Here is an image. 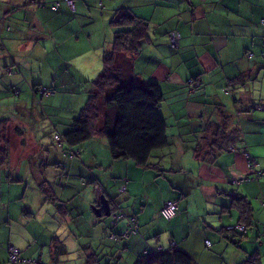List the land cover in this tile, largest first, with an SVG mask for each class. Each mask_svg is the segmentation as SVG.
Returning <instances> with one entry per match:
<instances>
[{"label":"crops","instance_id":"1","mask_svg":"<svg viewBox=\"0 0 264 264\" xmlns=\"http://www.w3.org/2000/svg\"><path fill=\"white\" fill-rule=\"evenodd\" d=\"M39 1L41 3L38 5L29 2L27 6L30 12V17L28 16L30 27L27 26L29 29L44 30L42 23L52 20L60 21L59 24L66 30H73L76 16L63 8L62 17L58 19L55 16L58 11L50 10L51 5L59 0ZM95 1L75 0L77 12L80 13L75 24L86 46V52L80 57V61L89 75L95 72L100 53L95 44L96 40H101V33L97 28L99 20L96 19L100 12L99 8L93 10L91 15L94 26L88 24L86 18ZM108 1L110 0H101L102 8ZM10 2L11 0H0L3 24L7 22ZM142 5L150 15L149 19H145L150 23V35L154 44L147 45L139 59H133L134 84L156 82L161 87L164 100L160 114L167 126L169 145L153 154L149 162L153 173H148L151 168L144 170V173H139L141 168L137 170V176L148 177L151 180L148 182L151 187L145 191L130 189L129 193L133 195L136 193L135 204L120 205L123 211L134 213L138 234L121 249L116 250L115 242L107 238L105 233L97 231V221L107 223L109 228L115 227L118 233L126 230L124 220L114 225L112 216L105 217L102 213L98 217L93 208L98 206L101 195H104L112 205L107 193L109 183L113 181V177L125 178L130 168L135 167L128 162H113L107 149L101 150L103 142L97 145L93 140L66 149L59 148L55 153L45 155L42 159L38 157L35 167H32V161H29L33 157L30 158V155H17L13 163L24 161L25 165L32 169L31 178L33 179L35 175L37 182L34 183L41 196L53 194L55 185H61V182L63 194L68 185L72 184V177L74 183L80 179L82 188L95 184L91 186L96 196H80V209L77 207L68 209L67 204L63 202L59 205L65 210L67 208L65 220L70 228L75 226L81 229L84 225L90 227L86 238L91 247L86 245L84 249L91 252L79 257L84 263L90 264L94 259H98L101 264L113 263L115 257L112 255L115 254L117 256L113 264H124L123 259L127 257L134 258L135 262L146 252L180 249L192 256L196 264H248L251 258H255V264H264V207L261 205L264 198V177L260 181L253 180V170L249 169L243 154L245 148L251 151L252 157L257 161L256 170L264 171V67H261L264 64V0H122L115 9L111 22L114 18L117 19L115 14L121 9L129 10L133 14L132 8H135V17H141ZM112 27L110 41L121 26L114 23ZM27 30L20 33L28 38L31 34ZM171 31H178L181 35L180 48L173 55L168 50L166 38ZM48 34H54L52 28L47 30ZM159 34H162L161 37H158ZM0 35L5 38V46L9 53L20 48L11 43L13 39L19 40L16 34L10 35L9 38L3 32ZM42 39L43 36L37 37V40ZM101 48L102 44L99 43V49ZM109 49L108 46L104 48L102 55ZM33 51L31 50L30 54ZM250 53L251 59L248 57ZM147 54L153 55L147 57ZM159 55L166 58V61ZM22 58L21 55H16L12 63L19 67ZM143 61H153L156 64L147 79H143L140 73ZM53 65L55 67L51 81L42 80L40 83L42 93H45L46 89L49 94L51 89H48L59 84L73 83L74 90L76 82L77 85L88 82L86 76L80 75L75 78L77 75L73 73L70 63ZM103 68L102 63L101 69L92 80H96ZM19 74L21 73H17V76ZM197 76L201 77L200 86L194 92L187 90L185 80ZM18 82L19 80H15L13 84L17 85ZM168 88L171 93L169 97L166 96ZM50 98L52 96L47 100ZM51 104V108L42 109L43 121L46 114L50 122L51 117L64 114V111H58L53 107L55 105L52 101ZM252 106H255L254 109ZM25 109L29 110L28 103ZM5 115H9V112ZM252 116L254 123L251 122ZM34 117L37 118L38 115ZM173 118L177 120L174 125ZM9 119L13 121L14 118ZM34 120L40 122L31 119ZM259 122L260 125L257 127ZM17 126L22 127L18 124ZM70 129L71 125L68 130ZM35 139H38L37 135L33 136L34 141ZM23 147L25 146H19V150ZM43 149L45 151V147ZM68 152L73 153V156L70 164H65L67 167L74 165L78 171L75 174L71 170L66 174L59 173V170L66 168L62 166V162L66 160L63 156ZM34 154L38 155L35 148ZM75 156L79 159L76 160ZM47 163L50 166H45ZM9 166H13L10 160L5 163L4 172L0 168V205L5 192L4 183L8 181L10 184L7 197L5 196L10 205L15 201L12 196V182L21 184L23 181L17 168L14 167L15 171H12ZM97 168L99 170H95ZM174 190L178 192L174 194ZM171 198H176L178 202L179 215L171 221H165L160 216L161 209ZM39 206L40 204L29 205L26 208L33 212ZM20 210L25 220L34 216L28 210L22 208ZM117 210L112 207V213ZM9 215L10 212L7 213V216ZM89 217L90 221L87 220ZM5 222H8V218ZM237 225L244 226L246 232L224 231L227 226ZM64 228L65 224L62 223L59 232ZM35 231L37 230H30V234ZM65 233L66 230H63L60 237L56 236V240H51L50 243L55 244L57 254L60 251L65 252L59 258H64L68 254L67 247L77 244L74 237L69 238L67 241L69 245L66 246L65 241L61 239ZM101 236L107 238L108 249L94 247L96 238Z\"/></svg>","mask_w":264,"mask_h":264},{"label":"rangeland","instance_id":"2","mask_svg":"<svg viewBox=\"0 0 264 264\" xmlns=\"http://www.w3.org/2000/svg\"><path fill=\"white\" fill-rule=\"evenodd\" d=\"M121 1L122 0H110L105 4V7L102 8V10L100 11L101 13L98 12V17H96V19L99 20L97 28L101 33V40H96L95 44L100 53L98 62L96 64V70L93 74L90 75L89 72L85 71L80 61V57H82V55H84L86 52V46L84 45L81 33L77 30V26L75 24L79 17L78 12L75 13L76 19L73 25V30L61 36L57 35L60 21L54 22L52 20H46L42 23L45 28L44 30L29 29L26 26L27 22H24L25 19L23 18V14L21 13V11L16 13L17 16L22 17V22L17 21V23L23 24L25 25V27L22 26L21 28H18V31H15L14 34H16V36L18 37V41L16 39L11 40V43H15L16 47L20 48L15 52L7 54L6 56L7 58H9V60H11L12 57L15 58L16 55H21L23 58L19 61L20 68L17 65L15 66L13 70L14 74H7L5 72L4 65L9 64V60H7V62L2 65L0 63V90L2 87H4L7 91H10L9 87L7 86L8 83L11 86L15 82V80H19L20 83L22 80V83L19 84L18 87V89H20L21 91V96L20 98L17 97V95H11L9 97V103L6 104H13L11 108H6V112H9L10 114L8 115V118H14L12 121L13 125H21L22 128L26 131V135H24L23 137V145L25 147L21 148L20 150L18 144L19 138L12 136V151L10 161L12 162L13 166H9V168H11L12 171H15L14 167H16L18 173L20 174L19 176L23 179V181L21 184H19L18 182H12V184L19 185L11 187L12 196L16 200L10 205H8V200L6 199L10 184L8 182L4 183L5 192L0 205V243L2 245V249H0L1 264H87L79 259V257L84 253L91 252L89 249H84V246L86 245H89L91 247L89 240L86 238V232L81 231L78 227L75 226L70 228L65 220V218L67 217V208L65 210L62 206L59 205L65 201V204H67L66 207H68V209H70L71 207H77V209H80V196H96L93 192L92 186L90 185L88 188H82L80 179H78L77 182L74 183V178L72 177V184L68 185L63 194L61 193L63 182H61V185H55V191L53 194L41 196L35 185V183L37 182L35 175L34 177L32 176L34 181L31 178L32 169H29L28 166L25 165L24 161L13 163V160L17 155H30L31 158L34 153V148L36 149V152H38V157L42 159V157L45 155H51L52 153H55L59 149L60 145H65L64 143H61L63 140L61 134L62 132L68 130L70 128V125L72 127L73 120L80 115V110L85 107V105L89 101L91 94L93 93L95 81L92 79L101 69L102 50L104 48H107L109 44V38H111V32L113 29L112 25L114 24L111 22V20L115 9L119 7ZM65 2H67L69 6L75 5L73 0H66ZM65 2L61 1V6L55 15L58 19H61L62 17L63 8L68 11V5ZM75 7L78 11V7ZM177 10L181 11L183 9ZM11 22H14L13 19H10V23ZM15 28L16 27L12 25V31L11 33H8L9 35H7L8 38L13 33ZM49 28H52L55 33L53 35V38L52 35H47V30ZM25 30H27L31 34L30 37L27 38L25 34L22 35L20 33V31ZM0 33H2V31ZM41 36H43V39L37 40V37ZM55 36L57 38V41H55ZM3 42L5 43L4 40ZM99 43L102 44L101 49H99ZM174 49L176 48L174 47ZM31 50H34L32 54H30ZM150 55L153 54H147L146 56L150 57ZM159 57L163 61H166V58H164L163 56L159 55ZM53 63H55L56 65H59L61 63H70V67L72 68L73 73L77 75L75 76V78H78L80 75L86 76L88 82L80 83L78 85L76 82L74 90H68V88L71 86V83L69 85H55L49 94L48 91L45 93L39 91L37 93L38 96L36 97V93H33V85L41 83L42 80L51 81L52 71L55 67ZM142 64L143 68L140 73L143 79H147L149 72L155 68L156 64L153 61H143ZM261 67H264V64H262ZM19 72L21 74L17 76V73ZM185 82L187 84L186 89L191 90L192 92H194L199 87L196 86L195 83H191L192 80L190 81L186 79ZM169 90L170 88L166 89L167 97L171 96ZM53 94L55 95L53 96ZM49 96H52V98L47 100ZM51 101L55 105L53 107L58 111H64V114L51 117L52 122H50V119L46 114L44 115L45 119L43 121L41 117V113H43L42 109L45 107L51 108ZM27 103L29 110L25 109ZM164 103H166V101ZM13 105L15 106L13 107ZM5 107H7V105L5 106L3 104H0V112H2ZM36 110H39L38 113L35 112ZM163 113H165V111H163ZM171 114L172 116H174V113L172 111ZM34 115H38V117L35 118ZM31 119H37L40 120V122L37 123L35 120L33 122H30ZM176 121V118H173V125ZM34 135H37V138L39 140L38 142H40L39 145L38 143H36V141L33 140ZM100 138L101 137H97L95 139L92 138L87 142L95 140L96 144L99 145V142H101ZM43 147H45V151ZM18 151L19 153L17 154ZM65 154L66 155H64L63 157L66 160L62 162V166L64 165L66 166V168L59 170V173L64 172L66 174L67 172H69V170H71L73 174L77 173L78 171L76 170V167L74 165L73 167H67L66 165L70 164L72 155L70 154V152ZM75 159L77 160L79 158L75 156ZM4 166L5 165H2L0 163L2 172H4ZM45 166L48 167L50 165L47 163L45 164ZM95 170H99V168ZM86 171L88 170L86 169ZM58 178L60 179L61 176ZM13 192L15 194H13ZM127 202L133 204L132 198H129ZM39 204L40 206L33 212L29 211V209L26 208L29 205ZM21 208L24 210H28L34 216H30L29 219L25 220V216L20 210ZM88 210H90V206H88ZM8 212H10L9 216H7ZM6 218H8V222H5ZM104 220L107 221V218H105ZM62 223L65 224V228L62 229V231L66 230V233L62 236L61 239L64 240L66 246H68L69 244L67 243V241L69 240V238L75 237L77 244L76 246L70 244L71 246L67 247L68 254L64 258H59V255L56 252L55 244L52 243L50 245V243L52 236H57L58 238L60 237L62 231L59 232V228H61ZM34 229L40 231L42 234H39V237H37V235L34 236L35 232H32L30 234V230ZM128 229H131V227L128 226ZM24 241L26 242V244H23ZM106 243L107 238L101 236L96 238L94 247L101 248L102 250L108 249ZM6 251H8V254ZM8 258L10 260L9 262ZM123 261L124 264H132L134 262V258L131 259L127 257L123 259ZM90 264H101V262L98 259H94V261Z\"/></svg>","mask_w":264,"mask_h":264},{"label":"trees","instance_id":"3","mask_svg":"<svg viewBox=\"0 0 264 264\" xmlns=\"http://www.w3.org/2000/svg\"><path fill=\"white\" fill-rule=\"evenodd\" d=\"M61 1L65 2L66 0ZM61 1H55L51 5V12H57L59 10ZM73 1L75 4V0ZM87 1L89 0H86V2ZM29 2H32V5H38L41 3L39 0H11L8 6L7 22L4 24L2 22L3 17L0 14V28L6 36L9 35L8 33H11L12 25L16 28L11 35H13L15 31H18V28H21L22 26L25 27V25L17 23V21L22 20L21 16L16 15L17 12L21 11L23 18L25 19L24 22H27L26 26H29L28 16L30 17V12L27 10ZM83 2H85V0H83ZM65 3L68 5L69 14L75 16V13L77 12L75 5L69 6L67 2ZM102 7L101 0H96L95 3H93V7L89 9L86 17L88 18V24L94 26L95 23L92 21L91 17L93 10L99 8V11H101ZM141 9L143 10V13H140L141 17H135V8H132L133 14L129 10L124 9L116 12L115 17H117V19L114 18L112 23H117L121 27L114 33L112 41L109 40L108 47H110V49L107 50L108 52H105L102 55V63L105 70L103 69L102 72H100L101 74L97 76L93 93L85 107L80 110V115L73 120L71 129L62 134L63 140L61 143H64L65 145H60L61 147H59L61 149L69 148V146L74 147L95 138V136L98 135L101 137V142L104 143L101 150L103 151L107 149L113 162L123 161L134 164L133 166L135 167L130 168L125 178L118 179L113 177V181L108 185L109 191H107L108 198L112 201L111 207H115L116 210L118 209L115 213L111 214L113 218L112 224L116 225V223H120L121 220H123L121 218L123 216L127 221H132L134 233L131 231H127L126 233V230L118 233L115 227H107V223H102L101 221H97L98 224L95 223V225L97 224L96 227L98 228V232L105 233L107 238L115 242L116 250L121 249L125 243L129 242L138 234L137 229V233H135L134 225L136 217L134 213L123 211L120 207V203H128V196L133 195L129 193L130 189L145 191L147 188L151 187L148 184L151 180L148 177L141 178L139 175L137 176V170L141 168L139 173H144V170L151 168L149 162L153 157V154L162 151L169 145L167 126L165 120L160 114L161 103L163 101L161 87L156 82H149L144 85L134 84V60L139 59V57L142 56L141 54L147 45L154 44V40H152L150 35V23L145 19H149L150 15L146 12L143 5L141 6ZM78 14L80 16L79 12ZM10 19H13L14 22L10 23ZM68 32L69 30H66L64 26L59 24L57 35L61 36ZM173 32L178 34L177 42H172L170 35ZM161 35L162 34H159L158 37H161ZM166 38L168 40L167 46L170 54H176L180 48V33L178 31H171ZM3 40H5V38L0 35L1 65L9 60L6 56L9 54V51L7 50V46H5L6 41L4 43ZM55 41H57L56 36ZM173 46L176 49H174ZM248 57L251 59L252 53H250ZM14 60L15 58L12 57V59L9 60V64L4 65L7 74H14L13 70L16 66V64L12 63ZM190 79L198 80L197 85L201 84L200 76ZM21 83L19 81L17 85L12 84L11 86L8 83L7 86L10 91H7L4 87L0 90V104L7 105V107L0 112V163L3 165L10 160L12 136L19 138L18 144L20 147L24 146L23 137L26 131L22 129V127L17 126V124L13 125V122L9 118H6L8 115H5L7 114L6 108H11L13 104H6L9 103V97L11 95H17V97L21 96V91L18 89L19 84ZM41 87L40 83L34 84L33 93L37 94L39 91L43 90ZM72 87L73 83H71L70 90H72ZM50 89L52 90V88H49L48 90ZM45 92H47L46 89ZM14 106L15 105H13V107ZM254 107L255 106H252V109H254ZM251 122L254 123L253 116ZM259 125L260 122L257 127H259ZM35 140L37 143L38 139ZM243 154L248 162L249 169L253 170V180L260 181L264 177V171L256 170L257 161L252 157L251 151H248V149L245 148ZM99 156L101 157V154H99ZM37 160L38 155L36 156L35 154L32 159H29V161H32V167H35V162L37 163ZM152 169L153 168L149 170V174L153 173ZM7 172L8 171H6V174ZM248 179L250 180V178ZM107 184L108 183L106 182V185ZM15 185L16 184H12V186ZM177 192V190L173 191L174 194ZM135 194L131 196L134 204L135 198H137ZM105 195H107L106 192ZM175 199L176 198H171V200L168 201L177 202ZM261 201H264V198ZM63 203L65 204V201ZM100 205L101 204L98 202V206ZM130 206H132V204H130ZM178 215L179 209L177 212V216ZM160 216L164 220L165 217L161 213ZM173 219L168 220L165 218V221H171ZM87 220L90 221L91 217ZM125 224V227L128 228L126 221ZM89 228V225H84L80 230L87 234ZM39 234L41 233L35 231L34 236L37 235V237H39ZM233 239L234 238H232V240ZM51 240H56V236H52ZM207 242L209 243V241ZM64 254V251L58 252L60 257ZM116 256L117 255L115 254L112 255V257H115L113 263L116 260ZM113 263L106 262L105 264ZM135 264H196V262L192 256L190 257L184 251L176 249L169 251L161 250L159 252L148 254L147 256L139 258ZM248 264H255V258H251L248 261Z\"/></svg>","mask_w":264,"mask_h":264},{"label":"built area","instance_id":"4","mask_svg":"<svg viewBox=\"0 0 264 264\" xmlns=\"http://www.w3.org/2000/svg\"><path fill=\"white\" fill-rule=\"evenodd\" d=\"M70 3V2H69ZM171 39L172 42H177V37L178 34L176 32H173L171 35ZM174 47V46H173ZM262 206L264 207V201H261ZM177 212H178V206H177V202H173V201H167L162 209L161 214L168 220L173 219L174 217L177 216ZM130 225L132 226V222L130 223ZM134 230V229H133ZM240 231L242 233L246 232V228L242 225H237V226H227L225 228L226 232H234V231ZM207 245H209V243L207 242Z\"/></svg>","mask_w":264,"mask_h":264},{"label":"water","instance_id":"5","mask_svg":"<svg viewBox=\"0 0 264 264\" xmlns=\"http://www.w3.org/2000/svg\"><path fill=\"white\" fill-rule=\"evenodd\" d=\"M100 204L101 205L99 208H97V207L93 208L94 212L96 213V216L100 217L102 212H103L106 217H109L110 216V211H109L110 207L108 205L107 199L104 196L100 197Z\"/></svg>","mask_w":264,"mask_h":264},{"label":"clouds","instance_id":"6","mask_svg":"<svg viewBox=\"0 0 264 264\" xmlns=\"http://www.w3.org/2000/svg\"><path fill=\"white\" fill-rule=\"evenodd\" d=\"M192 79H190V81H191ZM197 82H198V80H192V82L191 83H195L196 84V86H200V85H197ZM72 156H73V153L71 154ZM101 196H103V195H101ZM100 196V197H101ZM108 201V200H107ZM100 203V202H99ZM166 203V202H165ZM165 203H164V205H165ZM108 205H109V207H110V205H111V203H109L108 202ZM164 205H163V207H164ZM97 208H99L100 206H96ZM163 207H162V209H163ZM162 209H161V212H162ZM109 211H110V209H109ZM112 207H111V213H110V216H111V214H112ZM103 213V212H102ZM104 214V213H103ZM106 217V216H105ZM122 219H124L125 221H126V223H127V225L129 226V227H131V229H127L126 228V233H127V231H131L132 233H134V230H133V228H132V226L130 225V223L132 222V221H127L123 216L121 217ZM128 222H129V224H128ZM133 225H134V223H133ZM134 226H136V229H137V225H136V219H135V225ZM226 228V227H225ZM224 231H225V229H224ZM226 232V231H225ZM227 233H230V232H227ZM233 238V237H232ZM233 241H235L234 239H233ZM159 252V251H158ZM153 252H151V253H149V252H146L145 254H144V256H147L148 254H152ZM141 257H143V256H141ZM141 257H139V258H141ZM9 259V258H8ZM138 260V259H137ZM137 260H135V262L137 261ZM10 261V260H9ZM135 262L133 263V264H135Z\"/></svg>","mask_w":264,"mask_h":264},{"label":"bare ground","instance_id":"7","mask_svg":"<svg viewBox=\"0 0 264 264\" xmlns=\"http://www.w3.org/2000/svg\"><path fill=\"white\" fill-rule=\"evenodd\" d=\"M147 31V30H146ZM147 33V32H146ZM104 69V68H103ZM105 70V69H104ZM158 84V83H157ZM210 135V134H209ZM209 137V136H208ZM243 185V184H242ZM164 220H165V218H164ZM119 231V230H118Z\"/></svg>","mask_w":264,"mask_h":264}]
</instances>
